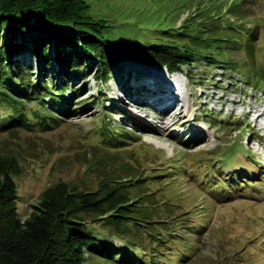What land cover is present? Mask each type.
I'll return each mask as SVG.
<instances>
[{"label": "trees", "instance_id": "obj_1", "mask_svg": "<svg viewBox=\"0 0 264 264\" xmlns=\"http://www.w3.org/2000/svg\"><path fill=\"white\" fill-rule=\"evenodd\" d=\"M245 2L233 0L217 11L203 4L179 28L147 38L133 33L114 36L109 21L94 17L86 0H0V135L21 129L47 133L58 128L63 123L59 115L77 114L75 101L88 93L86 85H74L76 80L86 81L96 69L103 100L102 85L113 77L115 68L122 72L121 64L131 61L181 74L204 66L203 74H188L190 82L200 85L219 68L229 79L238 75L252 89L264 92L257 24L244 25L251 18L247 10L240 11ZM228 18L235 21L231 23ZM232 50L242 53L244 61H233ZM28 54L37 60L38 70L23 60ZM133 91L129 85L121 90L124 96L134 95ZM95 104L87 103L82 110L89 114ZM219 119L209 116L206 122L236 125L240 127L236 131L244 129L245 134L257 139L247 130L248 124L244 127ZM113 129L101 122L94 128L99 143L95 151L106 148L104 171L95 170L98 188L85 183L79 190L76 184L58 183L42 194L38 206L24 218L19 215L17 183L24 167L16 156L0 154V264H87L88 255L109 264H188L193 259V249L181 251V247H188L187 239L175 235L170 222L172 213L180 217L182 205L175 204L176 208L166 201L165 208L159 210L153 200L162 191L145 188L163 178L172 183L176 171L146 174L140 155L126 149L133 140L131 134ZM245 146L241 137L233 148L220 144L217 152L223 150L225 155L217 160L218 173L231 163L227 158L230 153L242 155L257 167L256 156L242 151ZM210 164L203 176L195 177L198 183L210 182L219 190L229 187L231 176L227 180L222 177L220 183L211 181L210 175L216 170ZM201 225L184 228L201 240ZM116 240L129 248L116 244Z\"/></svg>", "mask_w": 264, "mask_h": 264}, {"label": "rangeland", "instance_id": "obj_2", "mask_svg": "<svg viewBox=\"0 0 264 264\" xmlns=\"http://www.w3.org/2000/svg\"><path fill=\"white\" fill-rule=\"evenodd\" d=\"M86 1L94 17L109 21L114 36L133 33L155 38L161 31L179 28L203 4L211 6L210 11H217L230 6L233 0ZM240 1H246L240 11L247 10L251 17L244 25L257 24L255 32L259 34L257 44L262 64L264 0ZM228 19L231 23L235 21ZM230 55L233 61H244L245 58L235 50L230 51ZM23 60L38 70L39 64L33 54ZM53 67L57 69V66ZM121 67L122 72L115 68V76L102 85L106 95L103 100L99 97L101 82L96 79V69L93 68L92 76L86 81L76 80L74 85L77 88L86 85L88 93L75 101L73 106L79 108L77 114L59 115L63 123L58 128L47 133L21 129L15 134L0 135V154L16 156L24 167V174L17 179L21 218L28 217L38 206L42 194L58 183L76 184L79 190H83L85 183L98 188L95 170L104 171L106 148L101 146L100 152L95 151L99 143L93 133L100 122L107 123L114 131L131 134L133 140L126 149L140 155L146 174L177 172L172 175V183L163 178L158 184L145 188L152 192L162 191L153 200L159 210L165 208L166 201L174 203L175 207V204L182 205L180 217L176 218L172 213L170 222L174 234L187 239L188 247H181V251L193 249L194 256L188 264H264V92L252 89L238 75L229 79L219 68L213 69L200 85L190 82L188 74H203L204 66L186 69L183 74L169 73L159 65L148 66L137 61L125 62ZM135 71L141 74L133 75ZM124 85L134 90L130 100L121 92ZM179 93L187 96V110L180 108L183 113L179 117L165 114L169 119H160L158 113H163V106L156 104L158 99L176 101L174 98ZM134 102L141 106L138 112L137 106L131 104ZM87 103H97L89 114L82 110ZM209 116L219 117L221 122H239L244 127L248 124L247 130H252L257 139L245 134L244 129L236 131L240 128L236 125H212L206 122ZM172 124H175V130H171ZM144 125L156 127L157 133H146L142 130ZM239 137L246 144L242 151L256 156L257 167L242 155L230 153L227 158L231 163L218 173L220 162L217 160L225 155L223 150L217 152L218 146L231 145L233 148ZM147 150L150 154H146ZM210 162L216 170L210 175L211 181L220 183L222 177L227 180L231 176L230 179H234H228L229 187L219 190L210 182L198 183L195 177L203 176ZM141 172L142 169L136 175ZM238 174L241 178L234 177ZM200 225L203 226L201 240L184 228ZM164 230L161 231L166 238ZM115 243L129 248L125 242L116 240ZM86 258L87 264H109L90 255Z\"/></svg>", "mask_w": 264, "mask_h": 264}, {"label": "bare ground", "instance_id": "obj_3", "mask_svg": "<svg viewBox=\"0 0 264 264\" xmlns=\"http://www.w3.org/2000/svg\"><path fill=\"white\" fill-rule=\"evenodd\" d=\"M131 112H134V110H132ZM169 115L171 116V114H169ZM170 116H168V117H170ZM166 119H168V118H166ZM170 128H171V130H173V129L175 130V125L173 124ZM142 130L145 131L146 133H157V131H158L156 127H154V126H146V125H144L142 127Z\"/></svg>", "mask_w": 264, "mask_h": 264}]
</instances>
